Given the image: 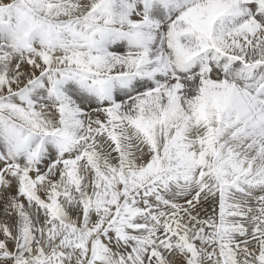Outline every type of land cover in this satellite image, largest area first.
Masks as SVG:
<instances>
[{"label": "snow or ice", "instance_id": "6c2138e0", "mask_svg": "<svg viewBox=\"0 0 264 264\" xmlns=\"http://www.w3.org/2000/svg\"><path fill=\"white\" fill-rule=\"evenodd\" d=\"M0 264H264V0H0Z\"/></svg>", "mask_w": 264, "mask_h": 264}]
</instances>
